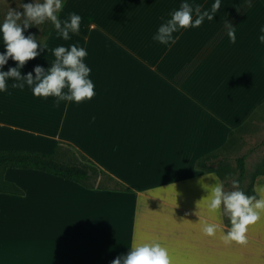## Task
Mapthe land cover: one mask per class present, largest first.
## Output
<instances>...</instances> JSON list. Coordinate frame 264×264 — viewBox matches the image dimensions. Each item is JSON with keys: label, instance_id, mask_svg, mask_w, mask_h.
I'll list each match as a JSON object with an SVG mask.
<instances>
[{"label": "crops", "instance_id": "1", "mask_svg": "<svg viewBox=\"0 0 264 264\" xmlns=\"http://www.w3.org/2000/svg\"><path fill=\"white\" fill-rule=\"evenodd\" d=\"M196 3L210 10L213 0ZM179 4L63 0L57 15L78 12L79 31L69 40L53 28L35 38L46 48L24 62L22 76L37 64L47 67L55 58L47 49L78 42L87 50L94 95L54 105V97L33 96L28 86L0 91V150L57 149L59 157L60 146L70 145L130 191L6 169L4 179L24 194L0 198L20 205L26 198L23 213L15 203L10 211L25 220H0V264H109L128 247L152 241L168 249L170 264H264V211L247 226L246 243L225 244L222 210L207 208L197 183L205 172L194 167L264 104V42L257 39L264 0H220L212 19L179 28L170 46L152 40ZM224 21L235 26L234 42ZM15 63L9 58L2 67ZM262 186L258 174V197ZM2 209L8 210L0 206V215ZM205 222L219 225L215 235L201 232Z\"/></svg>", "mask_w": 264, "mask_h": 264}, {"label": "clouds", "instance_id": "2", "mask_svg": "<svg viewBox=\"0 0 264 264\" xmlns=\"http://www.w3.org/2000/svg\"><path fill=\"white\" fill-rule=\"evenodd\" d=\"M18 7H9L0 18V91L11 88L23 89L25 86L33 96L54 97L52 103L61 101L80 102L94 95V84L88 76L91 68L85 63L86 48L78 42L68 45L57 44L50 50L54 59L47 67L39 64L33 66L30 72L21 75V67L26 60L40 54L33 34H24L30 25H40L48 21L55 31V35L64 40L70 39V33L79 31L81 15L75 11H68L66 18L57 15L63 9V0H17ZM220 6V0H213L211 9H202L196 0H180L179 7L169 13V17L161 22L152 34V40L170 46L176 37L173 33L181 27L198 26L205 17L212 19ZM226 34L230 41H235V26L230 21H224ZM257 39L264 42V24L260 25ZM11 58L14 66L5 71L3 65ZM11 78V82L9 80ZM226 173V176H232ZM204 177L212 178V183H205ZM199 186L206 191L204 196L206 206L211 211L222 210L228 217L227 230L222 231L220 240L225 244L236 242L244 244L247 226L256 222L264 211V196L258 197L242 190L238 179L232 178L231 190H225L224 185L212 171L205 172L197 179ZM259 191L264 192V186ZM222 206V207H221ZM216 223H203L201 232L207 236L215 235ZM168 249L157 241L137 243L128 247L125 254L117 255L109 264H170Z\"/></svg>", "mask_w": 264, "mask_h": 264}, {"label": "rangeland", "instance_id": "3", "mask_svg": "<svg viewBox=\"0 0 264 264\" xmlns=\"http://www.w3.org/2000/svg\"><path fill=\"white\" fill-rule=\"evenodd\" d=\"M21 2H27V0H21ZM8 6L13 8L18 7L17 0H0V18H2ZM50 26V22L44 21L40 25H30L24 31L32 33V31L47 29ZM59 151V158L64 160L80 163L86 162L88 159L70 145L60 146ZM220 156L222 163L219 166V172L225 178L223 183L225 190L232 189L231 179L235 178L240 181L239 187L246 191L249 189L251 177L254 174H264V104L260 106L259 112L250 117L245 124L232 130V135L225 149L221 151ZM240 157L244 159V173L242 177H240L238 168V159ZM226 173H232L233 175L226 176ZM20 177L18 180L26 188L27 178H23L22 175ZM93 180L99 185L112 186V181L109 180L106 172L101 173L97 170V173L93 176ZM13 203L17 204L18 210L23 213L26 198L22 205L15 201L10 202L5 198H0V206L8 209L7 211H3L2 209L0 220H25V217L21 218L20 215L17 217L10 214L11 204Z\"/></svg>", "mask_w": 264, "mask_h": 264}, {"label": "trees", "instance_id": "4", "mask_svg": "<svg viewBox=\"0 0 264 264\" xmlns=\"http://www.w3.org/2000/svg\"><path fill=\"white\" fill-rule=\"evenodd\" d=\"M51 26L47 29H39L32 31L34 37L38 40L45 36ZM232 131L228 133V139L224 145L220 148L209 152L199 157L194 167L197 170L208 172L212 171L216 173L222 183H224V177L219 172V166L222 163L220 153L225 149ZM57 151V149H56ZM56 151L53 153H45L34 150H23V149H6L0 150V193H8L13 195H22L23 191L16 184L4 179V172L6 169H29L44 172L50 175H54L75 183H78L87 188H98V189H114L121 191H130V189L124 186L119 181L115 180L112 176L108 175L109 180L112 181V186H105L96 184L93 180V176L97 173V170L104 173L97 165L91 160L87 159L86 162H73L61 159L56 156ZM238 168L240 177L244 173V159L240 157L238 159ZM262 173H256L251 177L249 189L245 192L255 194L253 189V180L256 175ZM222 218L227 230L228 217L224 215L222 211Z\"/></svg>", "mask_w": 264, "mask_h": 264}]
</instances>
